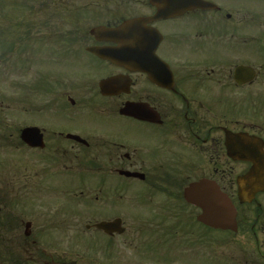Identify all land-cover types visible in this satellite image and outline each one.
Wrapping results in <instances>:
<instances>
[{
  "label": "flooded vegetation",
  "instance_id": "af4514ba",
  "mask_svg": "<svg viewBox=\"0 0 264 264\" xmlns=\"http://www.w3.org/2000/svg\"><path fill=\"white\" fill-rule=\"evenodd\" d=\"M83 2L2 8L21 171L44 161L69 184L68 204L0 212V264H264V0Z\"/></svg>",
  "mask_w": 264,
  "mask_h": 264
},
{
  "label": "rangeland",
  "instance_id": "374dc122",
  "mask_svg": "<svg viewBox=\"0 0 264 264\" xmlns=\"http://www.w3.org/2000/svg\"><path fill=\"white\" fill-rule=\"evenodd\" d=\"M72 1L74 3L73 4L74 7L75 6L82 7L85 4L83 0H72ZM5 2L6 3L9 2L10 5L13 4V0H5ZM16 7L18 8V6ZM17 12H21V10L19 9L16 12L9 10V13L13 16ZM40 15L41 17L38 16L37 20H39L41 27L49 29L50 27L55 25L56 20L53 19L52 17H49L46 11H42ZM2 18L3 17L1 15L0 21L2 20ZM42 46L44 47V45ZM11 61L12 62L15 61L14 57L11 59ZM10 71L12 70L8 68L7 78L10 77L12 78V76H16L15 73L11 75ZM94 71L97 72V76L100 75L99 71L97 70ZM86 72L87 71L85 67H83L80 70L78 67L75 66V76L77 78L97 77L95 75H92L93 72L91 73L90 71H89L90 76H87ZM83 74L85 76H83ZM3 80H4V68L0 65V95L4 94L9 96L10 98L8 104L7 102L3 103L4 107L7 108L5 109L6 112H4V117H3L4 125H6V128L9 132L2 133V135L7 137L6 139H9V142L4 141L1 143H4L5 145H0V209H1L0 212L1 214L3 215L6 214L7 211H10L13 212V215L18 216L20 207L25 199H26V204L30 205L31 207L54 206V205L63 206L64 203L68 204L67 202L68 198L66 197L67 193L66 190L64 189H67V185L69 184V182L63 180L60 177V175L57 176L56 178L53 177L54 173L52 174V172L56 170L55 167H51L50 170L49 169L50 164H46L43 161L41 166L42 173L43 174L50 173L48 176L44 175L41 177V179L39 177L38 178L35 177L34 179L31 178V180H27L28 177L23 176V171H21V166L19 163L20 162L19 150L17 146L14 147L17 143V128L19 127L18 95L16 90L14 89L10 90L6 86ZM30 165L31 166L27 174L33 177L34 170L37 172L39 169L35 168L37 163H35L34 161L30 163ZM37 167L39 168V165H37ZM63 174H65V172H63ZM24 184L26 185L25 186L26 190H28V195L26 198L22 197L20 194V191L24 188ZM55 188L57 189L54 190V195L50 194L51 193L50 190ZM2 229L3 228L0 227V238L2 237V235H3L2 238L5 237Z\"/></svg>",
  "mask_w": 264,
  "mask_h": 264
},
{
  "label": "water",
  "instance_id": "95a60500",
  "mask_svg": "<svg viewBox=\"0 0 264 264\" xmlns=\"http://www.w3.org/2000/svg\"><path fill=\"white\" fill-rule=\"evenodd\" d=\"M129 29V24H126L123 28H121L118 31H107V30H103V29H96L92 32L93 35H96V33L100 34L101 32L106 33V35L108 36H119L122 35L126 32V30ZM96 56L103 58V59H107V58H113V59H108L113 61L116 64H119L121 66H125L126 68H130L131 64L133 62V54L129 53V52H118V53H114V54H107V53H102L99 51H92ZM140 70L145 71L144 68H141ZM109 82H114V81H110L108 80V82H105V84L109 83ZM104 84V85H105ZM25 135L29 136V137H33V142L29 143L31 146H37L42 148L43 144H42V140H41V136H38L39 131L37 129H27L25 132ZM254 155L256 158H262L264 159V152L263 151H259V153H256L254 150ZM249 156V155H246ZM232 220L235 216V212L234 210H232L230 212ZM208 220L210 222H215L213 219L208 218ZM115 223H119L115 222ZM115 223L113 224H100L97 227L100 229H103L105 231L108 230H112L113 226H115Z\"/></svg>",
  "mask_w": 264,
  "mask_h": 264
},
{
  "label": "trees",
  "instance_id": "16d2710c",
  "mask_svg": "<svg viewBox=\"0 0 264 264\" xmlns=\"http://www.w3.org/2000/svg\"><path fill=\"white\" fill-rule=\"evenodd\" d=\"M5 4H7L6 2H5V0H0V16L2 15V20L0 21V30H1V25L4 23L3 22V20H4V13H2V12H4V11H2V8L5 6ZM2 38L0 37V49H3V43H2ZM1 124V123H0ZM1 136H2V134H0V143L1 142H9V139H6L7 137H5V138H1Z\"/></svg>",
  "mask_w": 264,
  "mask_h": 264
}]
</instances>
